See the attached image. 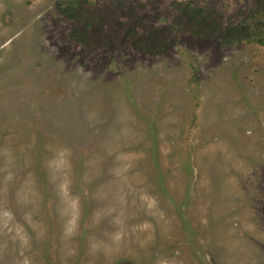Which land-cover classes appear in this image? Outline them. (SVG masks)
Returning a JSON list of instances; mask_svg holds the SVG:
<instances>
[{"label": "rangeland", "instance_id": "obj_1", "mask_svg": "<svg viewBox=\"0 0 264 264\" xmlns=\"http://www.w3.org/2000/svg\"><path fill=\"white\" fill-rule=\"evenodd\" d=\"M260 36L264 0H0V264H264Z\"/></svg>", "mask_w": 264, "mask_h": 264}, {"label": "trees", "instance_id": "obj_2", "mask_svg": "<svg viewBox=\"0 0 264 264\" xmlns=\"http://www.w3.org/2000/svg\"><path fill=\"white\" fill-rule=\"evenodd\" d=\"M61 11L65 14H67L68 16H72L73 13H72V10L69 8V7H61ZM195 13H202L203 10L201 9H195ZM234 28L230 27L228 29H226L224 32H223V36H224V39L228 42H233L235 39H234V34L231 32ZM240 39V38H239ZM256 41L260 44H264V39H262V37H257L256 38Z\"/></svg>", "mask_w": 264, "mask_h": 264}]
</instances>
